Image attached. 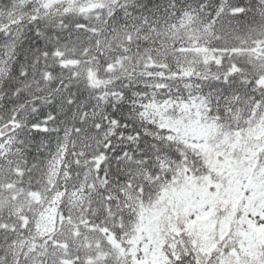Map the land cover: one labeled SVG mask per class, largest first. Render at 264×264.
<instances>
[{"label": "snow or ice", "instance_id": "snow-or-ice-1", "mask_svg": "<svg viewBox=\"0 0 264 264\" xmlns=\"http://www.w3.org/2000/svg\"><path fill=\"white\" fill-rule=\"evenodd\" d=\"M0 264H264V0H0Z\"/></svg>", "mask_w": 264, "mask_h": 264}]
</instances>
